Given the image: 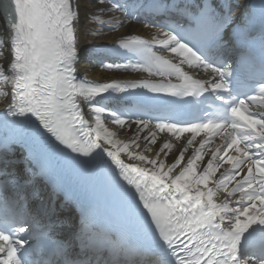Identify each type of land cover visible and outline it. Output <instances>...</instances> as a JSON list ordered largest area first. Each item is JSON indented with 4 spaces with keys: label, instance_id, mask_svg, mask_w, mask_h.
Wrapping results in <instances>:
<instances>
[{
    "label": "snow or ice",
    "instance_id": "1",
    "mask_svg": "<svg viewBox=\"0 0 264 264\" xmlns=\"http://www.w3.org/2000/svg\"><path fill=\"white\" fill-rule=\"evenodd\" d=\"M240 8L238 0H153L149 10L164 18L160 38L118 43L143 61L101 65L146 77L97 83L78 75L81 31H116L138 8L125 0H0L9 43L6 52L0 42V97L11 132L0 141V189L15 205L0 216V264H264V0L244 27L235 26ZM257 42L260 78L241 92L232 67L210 53L235 43L241 63L255 67ZM137 91L171 104L209 94L217 111L201 123H153L139 107L99 106L104 94ZM108 121L131 131L129 140L115 139ZM184 133L191 135L181 142ZM37 200L47 206L33 213ZM69 206L79 230L61 240L55 231L69 222L59 219ZM148 253L154 259H139Z\"/></svg>",
    "mask_w": 264,
    "mask_h": 264
},
{
    "label": "bare ground",
    "instance_id": "2",
    "mask_svg": "<svg viewBox=\"0 0 264 264\" xmlns=\"http://www.w3.org/2000/svg\"><path fill=\"white\" fill-rule=\"evenodd\" d=\"M244 7H245V3L243 2L241 4V8H244ZM97 27L98 25L89 24V25L84 26L83 30L81 31L80 49H82L81 54L83 55V57L80 59L78 66H79V71L83 72L88 77L97 78V79H107V80L115 79L117 77V74H114L113 72L101 70L100 68L90 64L88 61H85L87 60L85 58H89L90 56V54L88 53L91 48H93L95 45H109L111 43H116L119 39L124 38L125 36H128L130 34L137 33V32H141L143 34L152 35V36L158 33L153 28L142 26L139 23H135L134 20H131L130 23H126L124 27H121L116 31H110L109 28L107 30L106 29L107 26H105L103 28L104 34L102 36L93 37L92 35H90V32L95 31ZM85 33H89V34L86 35ZM0 42L4 43V50L7 52V49L9 47L8 34L6 31L3 30L2 26H0ZM6 60H7V57L0 59V64H6ZM6 90H10L9 86L6 87ZM4 100H5L4 97L0 99V108L2 107L4 108L6 106V104H4ZM107 126L109 127L111 131H114L117 133V135L114 137L115 139H118L123 142H127L129 140V137L131 136V131L121 134L122 130L119 129L116 125H113L110 123V124H107ZM134 127L135 125H133V128ZM160 136L168 137L170 136V134L160 133ZM183 138L184 137H181V142H183ZM197 140H199L198 137H197ZM218 142H219V138L217 137L216 143ZM159 143L160 142L158 140V144L153 146L154 151L158 150ZM140 150L142 149H137V151H140ZM148 155L152 156L153 153H148ZM122 158L124 157L122 156ZM161 158H164L163 154H161ZM171 160H172V157L171 155H169L166 159V163L171 162ZM125 161L127 162L126 158H125ZM221 171H223V169H221ZM217 176H219V173H217ZM210 185H211V182H210Z\"/></svg>",
    "mask_w": 264,
    "mask_h": 264
}]
</instances>
